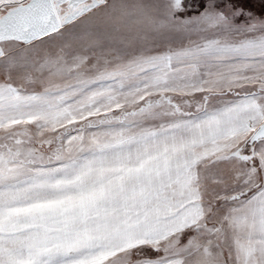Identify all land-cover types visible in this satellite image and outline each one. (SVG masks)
<instances>
[{
  "label": "snow or ice",
  "instance_id": "1",
  "mask_svg": "<svg viewBox=\"0 0 264 264\" xmlns=\"http://www.w3.org/2000/svg\"><path fill=\"white\" fill-rule=\"evenodd\" d=\"M0 264H264V0H0Z\"/></svg>",
  "mask_w": 264,
  "mask_h": 264
}]
</instances>
